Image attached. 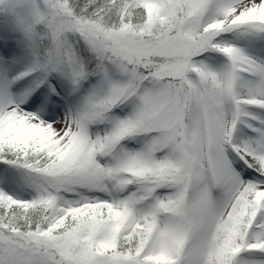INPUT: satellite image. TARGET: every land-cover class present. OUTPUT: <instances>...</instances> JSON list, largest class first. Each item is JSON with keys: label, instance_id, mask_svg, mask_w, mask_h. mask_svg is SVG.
Wrapping results in <instances>:
<instances>
[{"label": "snow or ice", "instance_id": "1", "mask_svg": "<svg viewBox=\"0 0 264 264\" xmlns=\"http://www.w3.org/2000/svg\"><path fill=\"white\" fill-rule=\"evenodd\" d=\"M0 264H264V0H0Z\"/></svg>", "mask_w": 264, "mask_h": 264}]
</instances>
